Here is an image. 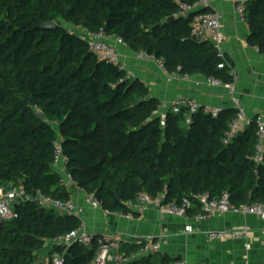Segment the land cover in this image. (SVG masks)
Segmentation results:
<instances>
[{
    "label": "trees",
    "instance_id": "1",
    "mask_svg": "<svg viewBox=\"0 0 264 264\" xmlns=\"http://www.w3.org/2000/svg\"><path fill=\"white\" fill-rule=\"evenodd\" d=\"M194 0H0V187L21 182L26 193L40 190L67 200L68 187L54 167V143L61 138L67 172L94 194L104 209L131 212L127 205L148 193L163 203L192 202L228 192L236 205L264 202V163L254 159L256 125L222 142L235 110L213 118L202 109L157 114L162 101L140 79L98 58L88 42L62 22L121 37L129 49L162 59L173 74L203 75L234 83L231 60L209 41L196 39V14L175 16ZM249 40L264 53V0H248ZM47 21L56 27L45 28ZM37 113H44L38 117ZM17 217L0 223V264H91L98 245L75 244L67 251L52 241L76 231L81 220L41 207L34 200L16 206ZM50 261L37 263L47 244ZM142 244L121 242L127 262L165 264L179 257L138 256Z\"/></svg>",
    "mask_w": 264,
    "mask_h": 264
},
{
    "label": "crops",
    "instance_id": "2",
    "mask_svg": "<svg viewBox=\"0 0 264 264\" xmlns=\"http://www.w3.org/2000/svg\"><path fill=\"white\" fill-rule=\"evenodd\" d=\"M213 6L224 15L226 41L223 51L233 65V89L211 85L208 78L198 74L191 75L188 81L176 74L170 82L155 59L139 58L138 53L126 44L119 45L122 61L131 77L143 81L162 104L179 98H195L201 105L235 110L236 99L250 115H264V53L249 40L250 25L238 20L233 4L214 1ZM69 191L83 207L82 217L89 233L123 235L122 242L130 243L164 236L167 244L158 252L159 256L183 258L189 264H262V259L257 261L261 258L257 255L264 254V220L255 216L225 214L196 221L193 219L195 214H189V218L163 217L151 205L146 211L135 213L131 220L88 207L83 202L84 194L76 187L71 186ZM188 224L193 225V232H185ZM239 226H249L250 237L226 241H209L207 238L208 231Z\"/></svg>",
    "mask_w": 264,
    "mask_h": 264
},
{
    "label": "built area",
    "instance_id": "3",
    "mask_svg": "<svg viewBox=\"0 0 264 264\" xmlns=\"http://www.w3.org/2000/svg\"><path fill=\"white\" fill-rule=\"evenodd\" d=\"M214 1H223L231 3L234 6L235 13L238 20L242 23H247L246 3L248 0H194L193 3L184 2L181 4L179 12L175 15L188 16L192 11L204 9L197 13L192 22L193 36L202 41L212 42L220 56L224 58L223 44L226 41L225 34V20L224 15L214 8ZM80 36L88 42L89 49L98 58L106 60L110 63L118 65L122 69H126L125 63L122 61V54L119 50V45H124V40L119 36H107L104 32L82 30ZM139 58L155 59L161 71L167 76L168 81H172V76L162 59H157L154 56L145 52L138 53ZM127 70V69H126ZM181 75L183 80H190L191 75ZM128 77L131 75L128 73ZM211 85H224L230 89L234 88V83H222L215 78H208ZM235 82V81H234ZM182 107H187L189 110V117L187 123L190 124L191 114L202 109L205 113L210 114L213 118H218L222 109L212 107L209 105H201L195 98H179L171 102H164L157 114L161 117L163 126L166 124L167 112L172 109L178 111ZM235 115L229 124V130L222 139L224 144H228L236 135L246 131L248 127L254 123L256 125V147L253 156L257 164L264 163V115H250L246 108L240 105L239 101L235 99ZM68 157L64 153L61 138L54 143V167L61 174V182L65 184L68 189L73 186L81 190L84 194L83 202L92 209L102 210L106 215H116L118 217L134 219L135 213H142L148 209L149 206H154L159 214L163 217L177 216L181 218H189V210L192 208L190 199L185 198L181 203H163L162 198L153 199L148 193H141L135 201L127 202L131 212L124 213L123 211H109L103 208L100 200L92 193H87L80 188L78 184L72 179L67 172ZM201 205L199 213L193 216L196 221L210 219L216 215L236 214V215H251L261 220H264V202H256L253 204L236 205L232 202L228 192L222 193L219 197L211 198L207 193L196 196ZM34 200L38 202L41 207L51 208L59 211L62 214H69L77 216L81 220V226L76 231L61 237L55 238L52 242L65 248L67 251L71 246L78 244L86 249H91L94 246L95 240L98 245L97 253L91 264H108L109 262L121 263L128 261L118 253L120 243L123 241V235H96L89 233L85 227V221L82 217L83 207L79 201L70 196L69 199H57L46 195L40 190H37V196L26 193L21 182L9 183L0 188V223L3 220L17 217L16 206L21 202ZM185 232H193V225L185 226ZM251 228L249 226L233 227L231 229L211 230L207 232L209 241H226L237 240L250 237ZM142 244V248L138 256L149 255L159 252L163 245L167 244V238L149 237L145 240L138 241ZM250 248V245H246ZM53 264H64V257L60 253H55L53 256ZM165 264H189L186 259L180 258L178 260L170 261Z\"/></svg>",
    "mask_w": 264,
    "mask_h": 264
},
{
    "label": "rangeland",
    "instance_id": "4",
    "mask_svg": "<svg viewBox=\"0 0 264 264\" xmlns=\"http://www.w3.org/2000/svg\"><path fill=\"white\" fill-rule=\"evenodd\" d=\"M62 24L71 32H74L78 35H80L82 33L83 29L80 27H76L72 23H67V22L63 21ZM47 245H48V243L44 244V246H42V248L36 252L37 263H46V262L50 261V259H51L50 249H48ZM263 256H264V254L262 252L257 255V257H261L260 259L258 258L257 261L262 259V264L264 263V257ZM125 262H127V261H125Z\"/></svg>",
    "mask_w": 264,
    "mask_h": 264
},
{
    "label": "water",
    "instance_id": "5",
    "mask_svg": "<svg viewBox=\"0 0 264 264\" xmlns=\"http://www.w3.org/2000/svg\"><path fill=\"white\" fill-rule=\"evenodd\" d=\"M204 9H198V10H195V11H192L190 14H197L201 11H203ZM176 16H173V17H170L169 18V21L172 22L174 20H176ZM57 26V23L54 22V21H47L43 24V27L45 28H50V27H56ZM38 117L40 118H43L44 117V113H37ZM33 196L36 197L37 196V191H34L33 193Z\"/></svg>",
    "mask_w": 264,
    "mask_h": 264
}]
</instances>
